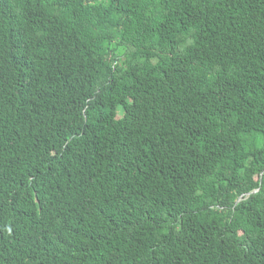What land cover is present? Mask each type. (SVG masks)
<instances>
[{
  "label": "trees",
  "instance_id": "1",
  "mask_svg": "<svg viewBox=\"0 0 264 264\" xmlns=\"http://www.w3.org/2000/svg\"><path fill=\"white\" fill-rule=\"evenodd\" d=\"M0 264H264V0H0Z\"/></svg>",
  "mask_w": 264,
  "mask_h": 264
},
{
  "label": "rangeland",
  "instance_id": "2",
  "mask_svg": "<svg viewBox=\"0 0 264 264\" xmlns=\"http://www.w3.org/2000/svg\"><path fill=\"white\" fill-rule=\"evenodd\" d=\"M118 112H119V115H120V114H121V112H122V110H121V109H119V111H118Z\"/></svg>",
  "mask_w": 264,
  "mask_h": 264
}]
</instances>
